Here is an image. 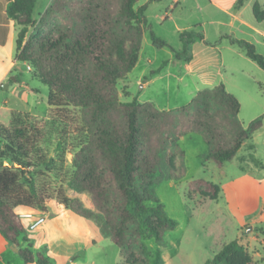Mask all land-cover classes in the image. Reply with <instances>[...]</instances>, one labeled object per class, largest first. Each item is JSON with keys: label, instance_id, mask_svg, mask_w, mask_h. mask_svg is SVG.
I'll use <instances>...</instances> for the list:
<instances>
[{"label": "trees", "instance_id": "trees-1", "mask_svg": "<svg viewBox=\"0 0 264 264\" xmlns=\"http://www.w3.org/2000/svg\"><path fill=\"white\" fill-rule=\"evenodd\" d=\"M3 1L5 18L21 26L16 59L31 67L33 76L47 85L48 94L46 125L17 111L10 113L8 124L0 123V233L9 245L19 248L23 264H51L48 251H32L28 221L19 213L46 212L47 200L54 198L92 221L128 262L132 250L141 248L143 233L161 241L166 230L177 225L165 213L153 186L155 174L162 163H170L180 138L199 132L208 144L203 164L212 160L220 166L231 161L243 142L262 126L264 113L244 126L238 118L240 103L222 82L199 89L188 103L174 109H159L137 98L119 101L116 81L137 63L145 30L153 46L169 47L177 60L185 62L192 58V43L204 38L197 25L183 29L179 31L181 47L175 50L152 31L145 13L148 2L52 0L36 24L44 26L53 17L64 18L67 24L39 40L35 32L27 34L34 22L35 0ZM244 1L237 0V7ZM252 14L257 21L264 20V6L254 2ZM231 42L264 70V55L252 42L236 38ZM20 75H11L9 83L20 81ZM76 108L83 115L81 123L73 112ZM58 125L62 128L57 131ZM53 130L57 131L55 150L61 156L68 150L72 153L73 172L67 186L76 193H90L93 210L60 188L51 191L42 181L43 170L60 169L58 161L48 159L41 147ZM197 182L205 184L217 199L219 184L202 178ZM96 242L97 237L91 236L90 243ZM242 251L234 239L203 264H234V256L244 255ZM75 259V255L66 257L64 264ZM241 264L257 262L243 256Z\"/></svg>", "mask_w": 264, "mask_h": 264}, {"label": "rangeland", "instance_id": "rangeland-1", "mask_svg": "<svg viewBox=\"0 0 264 264\" xmlns=\"http://www.w3.org/2000/svg\"><path fill=\"white\" fill-rule=\"evenodd\" d=\"M51 1L35 0L32 13L34 22L33 26L28 28L27 34L33 31L40 40L52 36L57 27L63 28L67 24V21L61 17H53L44 26L36 24L40 14ZM231 1L224 0L227 4ZM236 1L234 0L232 11L237 8ZM144 2L146 0H138L136 5ZM247 2L248 0L244 1L241 13L244 16L253 17L251 7H246ZM258 2L261 3V0ZM3 7L5 3L0 0V8ZM145 13L152 31L175 50L181 47L179 31L197 25L196 29L201 30L203 34L206 32L207 40L215 42L222 54L228 57L231 54L226 48L228 42L225 36L217 41H214V38H217L216 34L221 29L227 33L228 30H235V22L230 16H225L216 10L212 5V0H177V2L175 0H150ZM20 29L21 26L16 25L17 33ZM230 47L239 49L238 46ZM261 48H257L259 53ZM173 54L174 52L169 47L153 46L150 32L145 30L137 63L125 77L116 81L118 100L126 102L137 98L141 102L151 101L159 109H174L188 103L196 92L197 80L194 76L186 74L185 64L187 62L183 59L177 60ZM26 65L21 64L19 71L12 72L8 76L9 78L11 75L21 73L20 81L9 83L7 78L3 83L8 86L0 85L1 124H8L12 111L30 115L40 124L46 125L47 123L48 87L35 78L31 67L27 70ZM160 66L158 73L150 74L152 70ZM258 69L264 75V70ZM179 76H182L181 80ZM145 77L150 82L142 87L143 82L146 81ZM243 82L248 84L247 81ZM254 85L258 98L264 99L261 84L256 82ZM255 110L245 99H242L238 118L244 126L251 120L249 118ZM73 112L79 120L78 123H81L83 120L81 111L76 108ZM57 127L62 128L58 125L56 130ZM45 128L48 129L47 126ZM57 131L53 130L52 134L49 133L46 138L44 137L41 147L46 150L48 159L53 157L58 161L56 165L60 169L57 171L51 168L49 172L43 170L44 174L41 179L51 191L60 188L67 196L78 197L85 207L93 210L94 204L90 193H76L67 186V180L73 172L72 153L68 150L61 156L60 152L55 150ZM248 148L246 146L240 152L245 154V160H241L240 153L236 152L237 155L235 154L231 161L223 165L219 166L212 160L205 161L203 164L202 155L208 149L203 136L199 132L183 135L177 142L170 163H162L155 174L153 186V192L162 203L165 213L169 218L176 220L177 225L166 230L161 241L148 232L143 233L139 237L141 248L133 249L128 262H124L119 248L111 239L101 236L92 221L85 219L90 228L86 248L87 257L84 259V250L77 251L74 255L80 260L74 264H203L207 259L212 258L224 244L234 239L242 245V254H244L234 256V264H241L243 256L251 258L257 264H264V220L259 222L264 216H260L259 213V210L264 209V200L261 203L263 207L258 209L259 204L253 195V190L258 187L249 179L236 180L242 174L258 181L264 176V156L251 158L248 152L252 153L253 150H248ZM61 159L63 162H60ZM199 178L219 184L221 191L217 199L212 198L205 184L197 182ZM54 205L62 204L54 198L47 200L46 206L50 211H54ZM47 212L48 210L46 212L33 211L37 215H44L45 221ZM27 235L33 252H45L46 232L41 226L33 230L28 228ZM91 236L97 237L95 244L90 243ZM9 253L12 257L11 264H23L16 252ZM50 261L51 264H64L63 260H57V262L53 257H50Z\"/></svg>", "mask_w": 264, "mask_h": 264}, {"label": "crops", "instance_id": "crops-1", "mask_svg": "<svg viewBox=\"0 0 264 264\" xmlns=\"http://www.w3.org/2000/svg\"><path fill=\"white\" fill-rule=\"evenodd\" d=\"M148 1L150 0H146V2ZM175 1L177 2V0ZM256 1L258 2V0H248L246 7H251L252 11V5ZM261 3L264 6V1L261 0ZM212 5L221 14L230 16L235 22V30H228L229 32L227 33L221 29L216 34L217 38H214V41H217V39L225 36L228 42L226 48H228L231 54L229 57L222 54L219 46L215 42L207 40V34L204 32L203 40H197L192 43V58L185 64V72L186 74H190V76H194L197 80L195 84L196 92L201 88L212 87L222 82L225 89L238 99L240 109L242 99H245L250 106L256 109L254 114L249 118V120H252L256 115L258 116L264 113V99L261 100L258 98V92L254 85L256 82L260 83L261 92L264 93V75L258 69L260 67L256 62L253 63L254 61L246 56L242 47L236 43H232L231 39H244L252 42L256 49L262 47L261 51H259L264 55V20L257 21L254 16H244L241 13L243 4L232 11L234 0L229 4L224 2V0H212ZM220 22L224 23V21ZM16 34L17 30L14 21L7 20L4 16V7L0 8V85L7 80L12 72L19 71L21 64L25 65L24 62L18 61L15 56ZM230 46H238L239 49L235 47L232 49ZM261 70L263 69L261 68ZM181 77L179 76L180 80ZM243 81H247L248 84ZM149 82V79L144 81L142 87L146 86ZM246 146L249 147L248 150H253L252 153L248 152L249 157L260 158L264 156V122L249 139L243 142L237 154ZM239 158L245 160V154L240 153ZM242 178L251 180L258 187L253 190V195L259 204L258 209H260V207H263L261 203L264 200V176L258 181L253 177L242 174L236 180L242 181ZM54 206V211H50L49 207H47V218L45 223L41 225L46 232L47 243L45 245V251H48L56 261L63 260L62 262H64L66 257H71L77 251L84 250L85 259L87 257L86 248L88 247V239L90 236V228L87 221L84 217L70 209H66L62 205ZM259 213L260 216H263L264 209L262 211L259 210ZM48 214L52 216L49 217ZM263 220L264 216L263 219L262 217L260 218L259 222ZM10 246L0 233V264H11L12 257L9 252L15 251ZM78 260L80 259L72 260L68 264H74Z\"/></svg>", "mask_w": 264, "mask_h": 264}, {"label": "built area", "instance_id": "built-area-1", "mask_svg": "<svg viewBox=\"0 0 264 264\" xmlns=\"http://www.w3.org/2000/svg\"><path fill=\"white\" fill-rule=\"evenodd\" d=\"M26 69L29 70L30 66L27 64ZM20 217L23 219H26L28 221V228L33 230L45 223V216L40 214L37 215L33 213V211H22L20 214Z\"/></svg>", "mask_w": 264, "mask_h": 264}, {"label": "water", "instance_id": "water-1", "mask_svg": "<svg viewBox=\"0 0 264 264\" xmlns=\"http://www.w3.org/2000/svg\"><path fill=\"white\" fill-rule=\"evenodd\" d=\"M2 86H3V87H6V86H8V84H4V83H2ZM10 247H11V249H12L13 251H15V252H18V250H19V248L16 247V246L11 245Z\"/></svg>", "mask_w": 264, "mask_h": 264}]
</instances>
